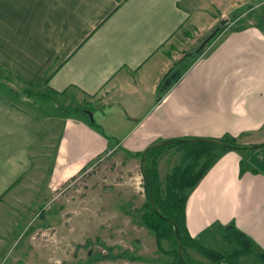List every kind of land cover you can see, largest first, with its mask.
Wrapping results in <instances>:
<instances>
[{
  "label": "crops",
  "instance_id": "obj_1",
  "mask_svg": "<svg viewBox=\"0 0 264 264\" xmlns=\"http://www.w3.org/2000/svg\"><path fill=\"white\" fill-rule=\"evenodd\" d=\"M219 20L224 33L157 101L170 48ZM263 24L264 0H0V260L42 198L101 154L263 142ZM36 86L49 100L19 96ZM185 216L206 246L224 247L217 224L234 222L264 253V149L222 152Z\"/></svg>",
  "mask_w": 264,
  "mask_h": 264
},
{
  "label": "rangeland",
  "instance_id": "obj_2",
  "mask_svg": "<svg viewBox=\"0 0 264 264\" xmlns=\"http://www.w3.org/2000/svg\"><path fill=\"white\" fill-rule=\"evenodd\" d=\"M218 24L222 27L220 36L227 24L223 20ZM199 37L176 42L170 48V68L188 59V54L206 38L196 42ZM40 89L45 88L30 87L21 90L23 92L17 90V93L19 91L20 97L30 101H38L36 95L41 93ZM10 99L14 100L12 96ZM133 154L118 151L101 154L87 169L59 183L49 194L45 192L47 195L42 198V204L36 205V209L27 215V228L18 232L14 245L9 247L8 255L0 260V264H165L170 261L172 257L158 251L154 233L141 222L140 209L146 195L141 159ZM183 155L184 151L176 146L162 150L160 157L156 158L159 177L163 179L174 165L181 162ZM86 239H90L89 243L77 249L85 244ZM223 241L225 246L218 245L217 250L230 252L232 244ZM161 244L165 250L171 249L170 241L162 240ZM108 246H115L113 253L129 249L131 255L139 259L92 260L105 254ZM187 252L190 257L205 261L194 250L187 249ZM240 260L244 264H263L251 256Z\"/></svg>",
  "mask_w": 264,
  "mask_h": 264
},
{
  "label": "trees",
  "instance_id": "obj_3",
  "mask_svg": "<svg viewBox=\"0 0 264 264\" xmlns=\"http://www.w3.org/2000/svg\"><path fill=\"white\" fill-rule=\"evenodd\" d=\"M220 24L216 25L201 45L192 53L188 54V59L179 61L170 68L162 78L158 87L157 101H160L167 90L175 84L181 77L192 61L202 54L205 48L218 36L222 31ZM185 68V70H184ZM48 78V77H47ZM47 78L44 80L46 81ZM49 92H52L49 90ZM36 102L49 100V96L45 93H37ZM191 137H179L164 140L165 144L157 147L149 146L145 151L134 153V156H140V159L145 158V167L141 172L143 178V187L146 195V201L142 205L140 211L141 222L156 237V245L158 251L170 255L172 259L165 264H244L241 258L244 256L254 257L256 260L264 264V253H257L253 249L251 239L238 230L234 222L227 225L217 224V228L222 233V239L234 247L230 252H222L212 247L206 246L196 239L192 238L187 230L185 207L189 194L198 185L207 171L217 161L222 152L227 150H245L257 149L264 147V142L260 145L253 144L251 148L240 144L235 138L225 135L221 138H205L218 139L226 143L219 145L212 143L209 140L194 141ZM176 146L184 151L182 160L177 165H174L164 176L159 177L157 168V156L160 157L162 150L167 147ZM95 159L85 164L79 172L87 169ZM255 171V170H253ZM78 172V173H79ZM244 173L242 164H240V176ZM151 198L155 208L152 207ZM170 219L171 222L168 220ZM176 231L180 240L181 252L183 261L179 257L177 245ZM98 240V238H96ZM168 240L171 242V249L165 250L162 247L161 241ZM90 239H86L85 244L77 246L82 248L89 243ZM115 247V246H114ZM114 247H106V253L98 257L92 258L93 261L102 259H129L130 261L138 260L139 257L131 255L129 249H124L120 253H113ZM187 249L194 250L199 253L205 260H198L190 257Z\"/></svg>",
  "mask_w": 264,
  "mask_h": 264
},
{
  "label": "water",
  "instance_id": "obj_4",
  "mask_svg": "<svg viewBox=\"0 0 264 264\" xmlns=\"http://www.w3.org/2000/svg\"><path fill=\"white\" fill-rule=\"evenodd\" d=\"M193 140H194V141H199V140H202V141H204V140H209V141H211L212 143H216V144H219V145H226V143H224L223 141L218 140V139L195 138V139H193ZM261 143H262V142H261ZM261 143H257L256 145H260ZM163 144H165V141H159V142H157V143L152 144L151 146H153V147H157V146H161V145H163ZM252 145H253V144H252ZM252 145H246V146H247V148H251ZM144 151H145V150H144ZM144 153H145V152H144ZM144 153H143V157H142V159H141V163H142V171H144V167H145ZM151 204H152V207L155 208V206H154V202H153L152 198H151ZM168 220L171 222L170 219H168ZM176 238H177V245H178V250H179L178 254H179L180 259L183 261V258H182V252H181V246H180V240H179L178 232H177V231H176ZM183 262H184V261H183ZM184 264H186V263L184 262Z\"/></svg>",
  "mask_w": 264,
  "mask_h": 264
}]
</instances>
